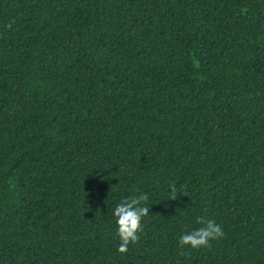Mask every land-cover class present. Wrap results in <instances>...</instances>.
Segmentation results:
<instances>
[{"label": "trees", "instance_id": "16d2710c", "mask_svg": "<svg viewBox=\"0 0 264 264\" xmlns=\"http://www.w3.org/2000/svg\"><path fill=\"white\" fill-rule=\"evenodd\" d=\"M0 264H264V0H0Z\"/></svg>", "mask_w": 264, "mask_h": 264}, {"label": "clouds", "instance_id": "9594fccd", "mask_svg": "<svg viewBox=\"0 0 264 264\" xmlns=\"http://www.w3.org/2000/svg\"><path fill=\"white\" fill-rule=\"evenodd\" d=\"M14 23V21L12 22ZM12 23L6 27L11 29ZM135 194L123 198L114 208L113 217L117 225V236L120 240L118 251L126 253L129 244L139 241V233L143 231L142 218L149 215V207L145 206L149 195L134 189ZM178 189L175 183L169 185V199H176ZM196 224L199 227L186 231L180 236L178 244L180 248L188 246L192 249L209 247L210 241L223 236L222 227L215 219L207 215L198 216Z\"/></svg>", "mask_w": 264, "mask_h": 264}]
</instances>
